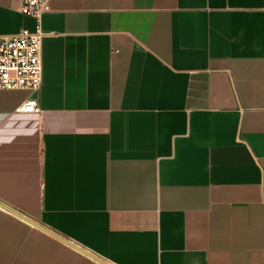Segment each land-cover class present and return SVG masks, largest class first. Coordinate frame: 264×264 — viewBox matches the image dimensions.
<instances>
[{"label":"crops","instance_id":"0c3cea01","mask_svg":"<svg viewBox=\"0 0 264 264\" xmlns=\"http://www.w3.org/2000/svg\"><path fill=\"white\" fill-rule=\"evenodd\" d=\"M37 28L0 0V36ZM41 30L0 203L84 251L0 206V264H264V0H51Z\"/></svg>","mask_w":264,"mask_h":264},{"label":"built area","instance_id":"2783aa9c","mask_svg":"<svg viewBox=\"0 0 264 264\" xmlns=\"http://www.w3.org/2000/svg\"><path fill=\"white\" fill-rule=\"evenodd\" d=\"M20 11L36 19L38 28L0 36V89L27 90L30 97L20 106L25 112H40L39 92L43 82L42 44L46 34L41 19L51 0H17Z\"/></svg>","mask_w":264,"mask_h":264},{"label":"water","instance_id":"95a60500","mask_svg":"<svg viewBox=\"0 0 264 264\" xmlns=\"http://www.w3.org/2000/svg\"><path fill=\"white\" fill-rule=\"evenodd\" d=\"M0 206H2L3 208H5V209H7V210H9V211H11V212H13V213L16 214V215L22 217L23 219H25V220L29 221L30 223L34 224L35 226H37V227H39V228L45 230L46 232H48V233H50V234H52V235H54V236H56V237L62 239L63 241H65V242H67V243H69V244L75 246L76 248L80 249L81 251H84L83 249H81L80 247H78V246L72 244L71 242H69V241L66 240L65 238H62L61 236L55 234V233L52 232L51 230H49V229L45 228L44 226H42L41 224H39V223H37V222H35V221H33V220H30L29 218L23 216L22 214H20V213L14 211V210H12V209L9 208L8 206H6V205H4V204H2V203H0ZM93 257H94V256H93Z\"/></svg>","mask_w":264,"mask_h":264}]
</instances>
